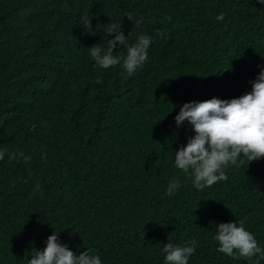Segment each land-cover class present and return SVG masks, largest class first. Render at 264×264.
I'll use <instances>...</instances> for the list:
<instances>
[{"label": "trees", "instance_id": "1", "mask_svg": "<svg viewBox=\"0 0 264 264\" xmlns=\"http://www.w3.org/2000/svg\"><path fill=\"white\" fill-rule=\"evenodd\" d=\"M111 23L128 42L102 69L89 47H107ZM141 34L153 43L129 76L123 59ZM262 68L258 0H0V264H29L54 231L102 264H165L166 243L193 239L188 264H264L228 257L213 238L242 222L264 248V158L241 154L202 191L174 159L195 135L175 123L183 104L249 93Z\"/></svg>", "mask_w": 264, "mask_h": 264}, {"label": "clouds", "instance_id": "2", "mask_svg": "<svg viewBox=\"0 0 264 264\" xmlns=\"http://www.w3.org/2000/svg\"><path fill=\"white\" fill-rule=\"evenodd\" d=\"M258 2L264 4V0ZM126 17L137 27L143 23V18L137 19L132 13ZM91 19L82 17V25L87 31H91ZM223 19L224 14L220 13L217 20ZM107 35L113 38L107 40L106 48L99 44L89 47L91 59L102 69L114 67L121 62L120 55L114 54V50L128 42L122 23H111ZM152 43V37L141 34L135 44L127 46L123 67L129 76L147 62L148 49ZM251 83L252 91L238 98L222 100L213 97L207 101L184 103L174 117L177 127L187 123L195 133L188 138L186 145H181L175 152L174 159L178 169L190 173L193 186L199 191L226 181L228 177L225 169L230 163L236 166L245 163L244 159L239 160V164L237 162L241 154L248 165L264 158V68ZM5 154L6 150L0 151V159ZM8 155L10 160H14L18 156L23 157L24 153L20 151ZM179 187V180L170 181L167 194L174 195ZM213 238L219 243L218 251L228 257L251 259L258 255L264 259V248L258 246L257 240L244 228L242 222L239 226L234 222L220 223ZM196 247L195 239L185 242L184 246L166 243L163 248L166 253L165 264H188ZM29 264H102V261L88 250L77 255L67 245L61 244L59 233L54 231L48 236L43 250L34 249Z\"/></svg>", "mask_w": 264, "mask_h": 264}]
</instances>
